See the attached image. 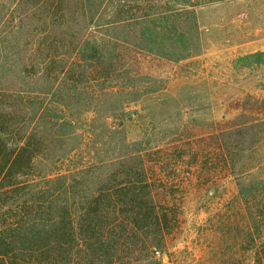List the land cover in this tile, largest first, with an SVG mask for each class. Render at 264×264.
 <instances>
[{
    "label": "trees",
    "instance_id": "obj_1",
    "mask_svg": "<svg viewBox=\"0 0 264 264\" xmlns=\"http://www.w3.org/2000/svg\"><path fill=\"white\" fill-rule=\"evenodd\" d=\"M166 1L195 6L193 0ZM123 4L126 0H0V264L197 261L188 249L168 252V263L160 258L166 240L181 234L185 212L162 207L147 179L126 175L117 181L112 170L90 187L84 180L90 167L58 175L38 167L49 156H65L77 126L67 109L79 106L87 83L91 101L100 100L119 92L138 54L179 61L195 50L174 16L132 18ZM246 58L261 62L264 51ZM102 82L110 85L96 94L92 84ZM254 123L236 124L229 136L240 134L246 144ZM259 183L264 185V178ZM244 201L241 226L227 221L218 240L206 245L207 259L197 264H244L235 255L250 246L256 249L253 263L264 264V210L254 211L250 200Z\"/></svg>",
    "mask_w": 264,
    "mask_h": 264
},
{
    "label": "rangeland",
    "instance_id": "obj_2",
    "mask_svg": "<svg viewBox=\"0 0 264 264\" xmlns=\"http://www.w3.org/2000/svg\"><path fill=\"white\" fill-rule=\"evenodd\" d=\"M192 4L126 0L122 8L130 10L129 17L181 21L195 50L179 61L138 54L119 92L100 100L91 101L87 83L79 106L67 109L77 126L65 156L38 163L49 175L90 167L84 179L90 187L112 170L117 181L126 175L147 179L162 207L185 212L181 234L168 238V249L159 255L164 263L168 252L186 249L198 262L207 259L206 245L218 240L227 221L241 226L245 197L254 211L264 210V185L259 183L264 178V118L259 120L264 117V60L244 59L264 51V0ZM92 85L98 94L110 83ZM250 121L255 123L246 144L240 134L229 136L231 127ZM125 157L131 160L123 166ZM101 161L111 163L110 168L91 167ZM250 247L235 259L254 264L256 249Z\"/></svg>",
    "mask_w": 264,
    "mask_h": 264
},
{
    "label": "water",
    "instance_id": "obj_3",
    "mask_svg": "<svg viewBox=\"0 0 264 264\" xmlns=\"http://www.w3.org/2000/svg\"><path fill=\"white\" fill-rule=\"evenodd\" d=\"M165 256L168 258V255L167 254Z\"/></svg>",
    "mask_w": 264,
    "mask_h": 264
}]
</instances>
